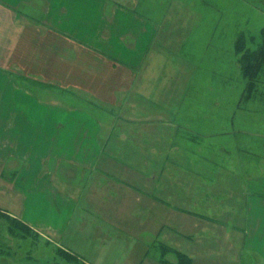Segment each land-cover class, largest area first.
<instances>
[{"label":"crops","instance_id":"1","mask_svg":"<svg viewBox=\"0 0 264 264\" xmlns=\"http://www.w3.org/2000/svg\"><path fill=\"white\" fill-rule=\"evenodd\" d=\"M134 1L0 0V204L20 212L37 232L67 243L91 244V229L100 226L114 238L118 221L146 230L163 224L164 212L169 224L192 228L188 239L210 233L211 225L227 226L203 220L195 208L164 204L150 188L153 180L163 187L162 173L149 183L141 181L136 172L143 169L108 151V129L94 109L120 113L126 108L159 41L156 26L129 8L127 2ZM179 128L194 143L206 140ZM114 160L128 166L127 178L104 167ZM68 165L78 181L77 195L58 183ZM4 182L14 196L4 193ZM113 185L119 187L121 204H115V190L100 193ZM240 230L239 243H227L234 247L226 258L178 250L192 264H264V198L249 201ZM139 244L143 264L149 248Z\"/></svg>","mask_w":264,"mask_h":264},{"label":"rangeland","instance_id":"2","mask_svg":"<svg viewBox=\"0 0 264 264\" xmlns=\"http://www.w3.org/2000/svg\"><path fill=\"white\" fill-rule=\"evenodd\" d=\"M127 3L156 26L159 41L126 108L118 113L94 107L108 129L104 134L108 151L143 169L136 172L141 174V181L149 183L150 178L162 173L163 187L153 180L150 188L160 194L157 199L164 204L184 210L195 208V215L203 220L227 226L211 225L210 233L188 239L192 228L181 227L182 222L179 226L169 224L164 212L163 224L142 230L137 224L130 227L118 221V236L113 238V233L108 235L100 226L91 229V244L77 245L37 232L20 212L0 204V264H141L143 245L139 241L149 248L143 264H178L180 253L192 264L191 257L178 249L226 258L234 247L227 243L241 239L249 201L264 198V191L254 190L264 189V104H248L249 112L245 113L244 108H237L243 86L235 47L240 33H244L247 46L263 41L264 0ZM74 99L68 95V100ZM118 114H122L121 119ZM180 126L206 140L190 141L187 133H180ZM104 167H113L122 179L130 173L128 166L117 160L105 162ZM70 168L68 165L60 172L58 183L77 195L78 181ZM9 184L4 182V193L14 196ZM111 189L118 192L115 204H121L118 185L100 193ZM227 235L231 238L228 242L223 239Z\"/></svg>","mask_w":264,"mask_h":264},{"label":"trees","instance_id":"3","mask_svg":"<svg viewBox=\"0 0 264 264\" xmlns=\"http://www.w3.org/2000/svg\"><path fill=\"white\" fill-rule=\"evenodd\" d=\"M239 54L241 88L237 108L249 112L251 103L264 104V39L255 46H247L244 33H240L235 44ZM231 78V77H230ZM236 84V83H234ZM239 84V83H238ZM246 116V115H245ZM237 132V131H236ZM178 264H191L186 255L180 253Z\"/></svg>","mask_w":264,"mask_h":264}]
</instances>
